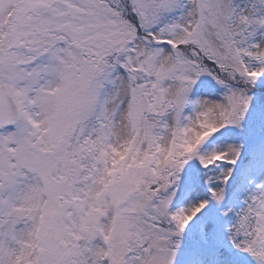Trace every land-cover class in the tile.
<instances>
[{"label": "snow or ice", "instance_id": "1", "mask_svg": "<svg viewBox=\"0 0 264 264\" xmlns=\"http://www.w3.org/2000/svg\"><path fill=\"white\" fill-rule=\"evenodd\" d=\"M0 264H264V0H0Z\"/></svg>", "mask_w": 264, "mask_h": 264}]
</instances>
